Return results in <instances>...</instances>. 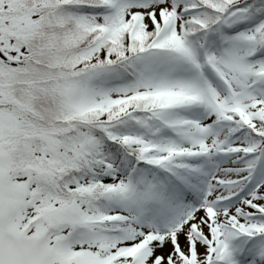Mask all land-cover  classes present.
Wrapping results in <instances>:
<instances>
[{"label":"snow or ice","instance_id":"snow-or-ice-1","mask_svg":"<svg viewBox=\"0 0 264 264\" xmlns=\"http://www.w3.org/2000/svg\"><path fill=\"white\" fill-rule=\"evenodd\" d=\"M0 264H264V0H0Z\"/></svg>","mask_w":264,"mask_h":264}]
</instances>
